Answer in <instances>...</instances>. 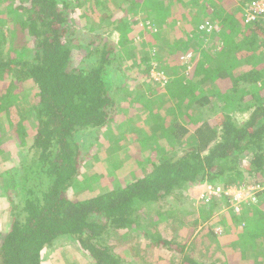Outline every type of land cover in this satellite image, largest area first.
<instances>
[{
  "label": "trees",
  "instance_id": "trees-1",
  "mask_svg": "<svg viewBox=\"0 0 264 264\" xmlns=\"http://www.w3.org/2000/svg\"><path fill=\"white\" fill-rule=\"evenodd\" d=\"M252 1L0 0V135L17 153L0 171V264H45L61 241L92 264H223L225 252L264 264V190L238 207L202 202L208 221L228 207L222 237L213 224L196 232L188 202L204 184L264 185V13ZM30 96L29 123L12 120ZM117 116L143 156L113 185L125 166L87 176L83 136Z\"/></svg>",
  "mask_w": 264,
  "mask_h": 264
},
{
  "label": "rangeland",
  "instance_id": "rangeland-1",
  "mask_svg": "<svg viewBox=\"0 0 264 264\" xmlns=\"http://www.w3.org/2000/svg\"><path fill=\"white\" fill-rule=\"evenodd\" d=\"M142 18L143 17L141 15H139V19H142ZM74 24L76 26L75 27L76 35H84L85 36L87 34V36H90L92 34V33H89L90 31L88 32V25L89 26L91 25L90 22H85V21L76 22L75 21ZM117 36H118L117 32H114L109 37L110 41L117 42ZM87 38L88 37H85V39H87ZM193 44H194V46H193V48H194L196 44L195 43H193ZM200 48H202V47H200ZM132 54L134 55V57H136L134 50H133ZM260 55L264 59V53L262 52V54H260ZM135 59L136 58H134V60ZM161 75H163V76H159L158 79H160V81L162 82L166 78L164 77L165 76L164 74H161ZM31 99H32L31 96L27 97V99L18 103L11 110V119L12 120L16 121L18 118L22 117L21 119L23 121L25 119H28V123H29V120L31 118V114L29 113L28 110L30 109V105H32V103H33V100H31ZM165 99H166V97H164V100ZM238 120L241 121L240 119H238ZM115 121L116 122L114 124H111L109 126V128L106 129V132L103 135L100 132H98L96 134L95 140H88L86 137L83 136V138L85 139V140H83V150L86 152V155H87L84 158H89L88 159L89 161L87 163H85V166H84V168H82V170L87 174V176H91L94 173H105V174H109V176H113L114 174L115 175L117 174V172H118L117 168H119V166H122V167L125 166V168L122 169L123 170L122 175L118 174V177H116V176L111 177L110 182L113 185L115 183L117 184L119 179L126 181L128 179V177H133L134 175H136V172L138 169V166L135 163L136 158L141 159L143 156L140 152L143 148L141 147L140 148L141 150H139L140 146L138 144V140L136 139L137 137L134 134L131 135L130 132H126L127 130H129L128 129L129 125H127V120L126 119L122 120L120 116H119V118L117 116ZM143 121H144V118H142V116L138 115V117L135 118V121L133 123L134 127L138 126V128H139V125H142ZM30 125H31V121H30ZM29 126H28V130L30 131ZM117 138H119L121 140L118 142ZM8 140H10L9 134L4 133L3 135H0V150L2 151V153H0V171H4V170L8 169L9 167H13L16 163V160H17V153L15 150V147L13 146V144L8 143L7 142ZM181 149H182V146L176 147V151H181ZM125 155L129 156L128 161L126 160ZM5 156L7 157L6 159H5ZM123 164H125V165H123ZM248 185H250V184H247L246 186H248ZM237 186H243V183L239 184ZM252 190H254V189H252ZM203 191L204 190H201V188H199V187L198 188L192 187L190 189V193L193 195H191V197L188 200V202L191 203V206H192L191 210H194V212L196 214L195 219L198 222L196 232L205 224H207V225L213 224L214 225L213 230L216 233V235L219 237H222V236H224L223 230H225L226 228H225V226L223 227L222 225H217V224L221 220L220 215L224 214L227 216L226 220L231 225V222H230L231 217L229 216V213H228V207H225L221 204V206L216 208L215 214L211 215L209 221L204 219L203 217H201V214L199 213V211H200L199 208H202L203 204L204 205L207 204L205 201L202 204V202H203L202 200H204V198H201V193ZM252 193L253 192H249V191L245 190V192L242 193L240 199L241 198L247 199L250 196V194H252ZM183 201H184V199L180 200V202H182V203H183ZM232 206L238 207L237 203H235ZM203 208H204V206H203ZM237 209H239V208H237ZM194 217L195 216H190L189 221L193 220ZM229 217H230V220H229ZM3 220L4 219H2V221L0 220V222L2 223ZM1 223H0V230L5 227V224L3 223V225H2ZM188 227H192V225H188ZM195 234L196 233L193 232L191 237L195 236ZM189 237H190V233L188 232L185 235V240H188ZM217 246H219V244L214 246V247H217ZM60 251H63L66 253H68V252L71 253L70 255H67V254H65V255H67L66 257L68 259L70 256H72L71 259H69V262L71 261L72 264H92V261L89 260L88 257L83 256L81 253H79L77 251V249L75 248V246H70V245H68V243H65L63 241L59 242L58 247H56V251H53L50 254L46 255V258H48L49 261L46 262L45 264H62L60 262V258H63V257L58 256V253ZM227 253L228 252L223 253V256H224L223 260L226 262H227V259H226ZM208 257L209 256H204L203 258H201L202 262L205 264H210ZM226 262L223 264H227ZM160 263L165 264L167 262L160 261ZM235 264H238L237 261ZM242 264H244V263H242ZM245 264H246V262H245Z\"/></svg>",
  "mask_w": 264,
  "mask_h": 264
},
{
  "label": "bare ground",
  "instance_id": "bare-ground-1",
  "mask_svg": "<svg viewBox=\"0 0 264 264\" xmlns=\"http://www.w3.org/2000/svg\"><path fill=\"white\" fill-rule=\"evenodd\" d=\"M250 185L246 186L247 184L243 185V186H227L226 188H222L221 186H217V187H214V188H219V192L217 193V195L215 197H218V196H227L229 197V201L230 203H238L239 201L241 200H247V199H252L254 198V195L257 193V192H260L262 190H264V185H259V184H251L249 183ZM210 185V184H209ZM208 186V184H204V189H206ZM254 189V190H252ZM245 190L249 191V192H253L252 194H250V196L246 199V198H241V195L243 192H245Z\"/></svg>",
  "mask_w": 264,
  "mask_h": 264
},
{
  "label": "built area",
  "instance_id": "built-area-1",
  "mask_svg": "<svg viewBox=\"0 0 264 264\" xmlns=\"http://www.w3.org/2000/svg\"><path fill=\"white\" fill-rule=\"evenodd\" d=\"M248 10H251L256 13H264V0H254L251 3L247 5ZM248 19H251L248 17ZM204 191L201 193V198H204L206 203L209 202V199L211 196H216L219 192V188H214L211 185L208 184L206 189H203Z\"/></svg>",
  "mask_w": 264,
  "mask_h": 264
}]
</instances>
